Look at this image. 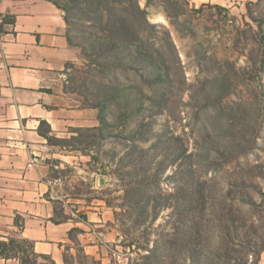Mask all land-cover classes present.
<instances>
[{
    "label": "rangeland",
    "instance_id": "1",
    "mask_svg": "<svg viewBox=\"0 0 264 264\" xmlns=\"http://www.w3.org/2000/svg\"><path fill=\"white\" fill-rule=\"evenodd\" d=\"M137 3L145 12L140 27L145 19L152 25L137 49L156 68L102 69L103 57L88 58L76 46L78 59L63 80L80 107L94 110L95 126L69 127L71 135L55 145L78 158L62 165L49 159L53 192L113 209L121 237L109 250L111 264H264V0ZM77 28L86 31L72 30L82 43L80 35L92 29ZM98 101L105 105L103 128L98 109L87 106ZM139 120L147 141L130 139ZM134 144L156 159L166 155L159 188L178 207L164 206L144 224L124 211L126 180L118 175L131 170L119 165ZM54 207L64 217L62 201ZM75 258L93 264L81 253ZM66 260L73 264L74 256Z\"/></svg>",
    "mask_w": 264,
    "mask_h": 264
},
{
    "label": "crops",
    "instance_id": "2",
    "mask_svg": "<svg viewBox=\"0 0 264 264\" xmlns=\"http://www.w3.org/2000/svg\"><path fill=\"white\" fill-rule=\"evenodd\" d=\"M6 14L14 20L0 33V240L26 238L56 264H65L64 255L77 264L78 253L93 264H111L109 250L121 237L113 209L95 198L56 196L49 159L73 164L78 155L38 132L42 120L57 138L70 136L69 127L95 126L94 110L64 91L63 73L78 49L67 41L63 11L50 0H0V22ZM0 264L22 263L0 256Z\"/></svg>",
    "mask_w": 264,
    "mask_h": 264
},
{
    "label": "trees",
    "instance_id": "3",
    "mask_svg": "<svg viewBox=\"0 0 264 264\" xmlns=\"http://www.w3.org/2000/svg\"><path fill=\"white\" fill-rule=\"evenodd\" d=\"M50 1L63 11L68 43L71 46L79 47L82 54L88 58L103 57L101 61H97L102 69H138L148 72L156 68L154 59L137 49L145 39L142 32L152 27L146 19L144 20L146 23L145 29L140 27V21L144 18L145 12L140 8L137 0H66L65 4L60 3L58 0ZM13 20L14 18L11 15H3L0 22V33L4 31L3 24H12ZM77 24H85V26L92 29V31H87L88 35H80L82 43L75 41L72 35V30L86 32L78 29ZM84 43L90 44V49H87ZM71 66V63H67L65 70L71 69ZM64 91L71 92L67 83L64 84ZM87 106L98 109L97 118L100 127L108 126L106 117L103 114L104 103L98 101ZM135 111L137 112L136 109ZM144 126L143 120H139L130 139L135 140V136L138 134L140 140L147 141L146 137L142 136L147 132ZM38 132L46 138L49 144L56 145L65 142V139L49 134L50 127L44 120L40 122ZM54 141L58 142L55 143ZM158 146L159 141H156L153 148ZM130 147L129 157L126 161L120 159L119 169L130 167L131 170L118 173L122 179L126 180L123 201L127 216L132 218L133 223L144 224L148 218L155 219L160 208L164 206L178 210V207L171 203L170 194H162L159 188L160 177L166 168L164 163L166 155H162L163 159L160 160L155 158L156 153L147 155L148 150L136 144L130 145ZM180 150L173 154L174 157L171 158L173 161H177L184 154L185 149L181 148ZM75 231L76 229L69 231L72 240L75 239ZM167 242L170 243L171 241L168 240ZM154 248L161 251L158 245ZM19 254H21L19 259L22 264L35 263L36 260L33 259L32 261L30 255L42 257L50 264H56L48 255L35 253L32 242L26 238L0 240L1 257L17 258ZM150 255H153V253ZM144 256L147 259L151 257L149 255ZM64 263H68L66 255H64Z\"/></svg>",
    "mask_w": 264,
    "mask_h": 264
},
{
    "label": "water",
    "instance_id": "4",
    "mask_svg": "<svg viewBox=\"0 0 264 264\" xmlns=\"http://www.w3.org/2000/svg\"><path fill=\"white\" fill-rule=\"evenodd\" d=\"M99 183H100V184L102 183V179L99 180Z\"/></svg>",
    "mask_w": 264,
    "mask_h": 264
},
{
    "label": "built area",
    "instance_id": "5",
    "mask_svg": "<svg viewBox=\"0 0 264 264\" xmlns=\"http://www.w3.org/2000/svg\"><path fill=\"white\" fill-rule=\"evenodd\" d=\"M0 158H1V155H0ZM30 165V164H29Z\"/></svg>",
    "mask_w": 264,
    "mask_h": 264
}]
</instances>
